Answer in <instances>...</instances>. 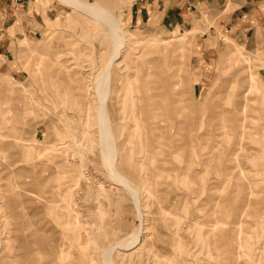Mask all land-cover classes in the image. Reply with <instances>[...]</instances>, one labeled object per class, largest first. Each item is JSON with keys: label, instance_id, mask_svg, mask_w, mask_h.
I'll use <instances>...</instances> for the list:
<instances>
[{"label": "rangeland", "instance_id": "374dc122", "mask_svg": "<svg viewBox=\"0 0 264 264\" xmlns=\"http://www.w3.org/2000/svg\"><path fill=\"white\" fill-rule=\"evenodd\" d=\"M32 1L37 17L26 26L29 33L9 38L0 66V123L11 119L0 130V260L20 264L16 256L23 240L30 261L41 237L53 247L43 264L212 263L214 240L232 250L234 218L211 215L224 184L235 182L245 186L241 197L251 191L258 203L241 219L238 260L264 264V50L234 45L208 51L211 44L192 50L186 34L151 33L131 24L130 0H80L115 20L118 45L99 17L60 0ZM118 46L100 103L97 77ZM60 70L65 74L58 78ZM145 72L153 73L151 81L167 80L170 92H162L169 93L172 106L153 119L159 130L139 128L140 138H126L133 131L126 117L145 92ZM79 83L87 90H80ZM101 106L113 160L100 141ZM220 111L230 121L245 118L246 126L257 127L256 135L243 139L246 149L231 169L201 164L205 150L187 140L205 132ZM20 116L25 122L18 124L15 117ZM31 133L38 134L37 141L28 147ZM236 139L237 133L226 130L219 148ZM226 175L230 178L221 181ZM209 221L221 227L207 231ZM137 232V245L124 247Z\"/></svg>", "mask_w": 264, "mask_h": 264}, {"label": "bare ground", "instance_id": "6f19581e", "mask_svg": "<svg viewBox=\"0 0 264 264\" xmlns=\"http://www.w3.org/2000/svg\"><path fill=\"white\" fill-rule=\"evenodd\" d=\"M60 1L62 3H65L68 6H71L72 8H74L76 10H79L81 12L87 13V14L91 15L92 17H99L100 19H102L104 21L105 25L108 27V30H110L109 34L111 35L113 42L119 45V43L121 42V37L118 34L120 28H119V26L116 25L115 20H113V18L108 17L107 15L103 14V12L101 11V8L94 7V6H88L85 3L81 2L80 0H60ZM118 50H119V46L117 47V51L114 54L113 58L111 59L110 63H108V64L106 63L107 65L104 67V69L99 74V76H98V74L96 75V76H98L97 77L98 80L96 81L97 82L96 86H97V90H98L97 94L100 97V103L102 102V99H103V93L107 92V87L105 89L106 91H104V87L107 84V80H108V78L110 76L111 63L114 60V57L117 55ZM38 53H41V52L38 51V52H36L35 55H38ZM70 53H71V51H70ZM71 54H74V53H71ZM39 55L41 57L42 54H39ZM36 58H39V57H36ZM53 58H55V57L53 56ZM53 58L50 59L52 64L56 60V58H55V60ZM77 58H79V57H77ZM76 60H78V59H76ZM34 61H37V63L39 61V63L41 65L43 63H45L44 62L45 60H43V58H42L43 63L40 62V58L38 60L35 59ZM58 62H59V60H58ZM58 62L56 61V63H58ZM35 64L36 63H34V66H35ZM60 64H62V63H59V65ZM41 65H40V67H41ZM49 67L51 68V66H49ZM58 67H60V66H58ZM67 68H65V70ZM59 73H61L62 75L65 74V73L63 74V71L60 70L58 73H56V76L58 78H59V75H58ZM66 74H68V73L66 72ZM150 76H153V73L148 74V72H145V75H144L145 92L143 93L142 97L141 96L137 97L136 107H135V105L133 107V102H132L131 110L127 114V117H126L127 120L129 122L132 121V124L130 125V128H133V131H131L130 133H127L126 134L127 135L126 138L133 137V136H138L140 138V135H142V134H139L141 132V131L139 132V130H138L139 128L141 130H143V129L144 130L147 129L148 131L151 130L152 132H156L157 130H159L156 122L153 119L156 118V117L157 118L160 117V115L162 114L161 113L162 109H168L169 107L172 106L171 103H169V101H168V98H169L168 94L169 93L162 92V90H164V89H165V91L167 90V91L170 92L171 87H170L169 84H167V80H165L164 77H159L157 80L151 81V80L148 79V77H150ZM80 83H79V87H80L79 89L83 90V91L87 90L86 86L84 88V86L82 84H80ZM90 86H91V83H90ZM46 87H48V86H46ZM87 87H88V85H87ZM229 87H230V85L228 86V88ZM45 91H46V89H45ZM223 96H225V98H228L229 94H225ZM27 106H28V104H25L24 108H26ZM28 107L31 109V106H28ZM219 114L220 115H216L218 120L215 119V118L211 119V121H210L211 124H210V126L208 128H206L205 132L198 133L197 135H194V136H189L187 140H188L190 145L192 143H194L195 148H197V149L200 148V150H205V154H204L205 157L202 156L203 160H202L201 164L209 165V166H214L215 165L217 168L223 167V165H224V167L226 169H231V168L234 167L233 164H235L234 162H235V160H237V158L239 156L238 155L239 151H244V149H246L244 144H243V139L246 138L249 135H253V134L256 135L257 133H255V132L257 131V127L254 126L255 128H253V126H252L251 128H249V126H246L244 124L245 118L238 119L236 121H230L227 118L223 117V115L226 114V113L220 111ZM263 114L264 113H262V115ZM262 115H261V117H262ZM24 118H25V116H20L19 118L15 117V121H16V123L20 124L22 122H25ZM105 118L106 117H105L104 109H103V106H101L100 110H99V127H100V135L99 136H100V141H102L103 153L107 152L109 154V160H113V156H112V153H111L110 148H109V141L111 140L112 137H111V134L109 133V129H108L107 123L105 121ZM30 119H31V117H29V120ZM10 120L7 119V120L4 121V123H0V130L2 129L3 124H7L9 122L11 123ZM263 120H264V118H263ZM13 123H15V122H13ZM182 123H187V120L185 119ZM262 123H264V122H262ZM262 123L261 124L259 123L260 126L262 125ZM136 124H138L139 127ZM263 127L261 126V128H263ZM14 129H16V127H12V130H14ZM183 129L184 128H181V130H183ZM137 130H138V132H137ZM226 130H230V131H232L234 133H237L238 139H236L237 142L232 144L230 147H226L224 149H220L219 148L220 141L218 140V138L219 137H223V135L226 133ZM17 131H18V126H17ZM247 131L249 132V134L247 133ZM31 135H32V137H31L32 139L30 140L31 142L28 145V147H33L34 143L37 141V139H36V141H34V140H35V137L38 136V134L37 133H35V134L31 133ZM1 136H2V132L0 131V137ZM145 138L148 139L147 134H145ZM149 138H152L151 134H150ZM153 139H156L155 135L153 136ZM0 149H1V147H0ZM225 155H227V156L231 155V159L224 161L223 157ZM39 163H40V165H45L44 161H41ZM253 163H254V161H253ZM9 165L10 164L4 163L3 167L10 168ZM45 166H47V165H45ZM114 171H115V174L117 175V178L118 179H122L118 175L117 171L116 170H114ZM205 171H206V169H205ZM204 174H206V173H204ZM10 175H12V172L10 173ZM227 178L229 179L230 176L226 175V177L222 178L221 181L225 182V180ZM208 180H209V178H208ZM225 185H226V187H225V192H224L223 196L215 198V201H214V209H218V210H216L217 212L213 213L211 216H213L214 218H217L218 216H220V214L222 215V213H224V215L231 216V217L234 218V223H233V225L231 227V230L229 229L234 234V236H232L233 241L231 242V245L229 247H232V250L235 249V251L232 254V252H231L232 250H230V251L228 250V244L225 245V243H222L220 240H214V242H211V244H212L211 248L213 249V254L216 255V257H215L216 260L214 258V262H212V263L207 262L205 264H242L238 260V258H239L238 250L240 249V247L242 245V233H243V230L240 227V225L242 224L241 223L242 222L241 219L243 217L244 212L247 209L251 208V209L255 210V209H257V206H258L257 205L258 203L256 202V200H254L252 198L253 194H252L251 191L245 192V195L243 197L240 196L239 192L241 190L245 189L244 185H242L240 183H235V182L224 184V186ZM13 186L19 188V185L16 182L13 183ZM219 188H222V185ZM30 199H33V198H30ZM209 200H213V198L212 199L209 198ZM209 200H207V201L209 202ZM25 201H26V199H25ZM51 201H52V199H51ZM48 202H49V200L46 199L45 203H48ZM174 203H175V199L173 201H171V203L169 205H172V204L174 205ZM37 213H35L31 217V223L30 224H31V226L33 228H35V226H37V223H36V220H35V218L37 216ZM187 221H189V220H187ZM247 221H248V219H247ZM224 224H226V223H223V225ZM206 226H207V229H206L207 231H208V228L211 231H213V230L215 231L217 228L221 227L219 225V221H213V222L209 221L206 224ZM259 226H262V224H259ZM128 237H127V239H128ZM39 241H40V243L42 245L38 249V251L33 255V257H31L30 261L29 260L27 261V256H26L27 253H28L27 252V242L23 241V240L20 242V246H19V249H18L20 251V253H18L17 256H16V258L20 260V262H19L20 264H43L44 260L47 257H50V253H51L50 251L53 250L52 249L53 247H51L49 244L44 242L43 238H41V237H39ZM137 242H138V232L134 233L130 237L129 242L126 243L124 245V247L132 248V247L137 245ZM122 244H123V242H122ZM105 248H107V247H105ZM212 249H211L210 252H212ZM103 260H104V258H103ZM5 263L8 264L7 259L6 258H2L0 260V264H5Z\"/></svg>", "mask_w": 264, "mask_h": 264}, {"label": "crops", "instance_id": "0c3cea01", "mask_svg": "<svg viewBox=\"0 0 264 264\" xmlns=\"http://www.w3.org/2000/svg\"><path fill=\"white\" fill-rule=\"evenodd\" d=\"M130 1L131 24L151 33L186 34L192 50L206 44H211L208 51L215 52L234 45L264 50V0ZM34 4L32 0H0V66L5 63L9 38L29 33L26 26L37 17Z\"/></svg>", "mask_w": 264, "mask_h": 264}]
</instances>
